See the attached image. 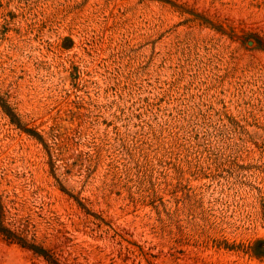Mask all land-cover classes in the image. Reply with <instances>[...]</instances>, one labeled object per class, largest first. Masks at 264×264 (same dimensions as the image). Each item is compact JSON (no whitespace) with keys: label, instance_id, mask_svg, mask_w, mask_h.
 <instances>
[{"label":"rangeland","instance_id":"374dc122","mask_svg":"<svg viewBox=\"0 0 264 264\" xmlns=\"http://www.w3.org/2000/svg\"><path fill=\"white\" fill-rule=\"evenodd\" d=\"M0 264H264V0H0Z\"/></svg>","mask_w":264,"mask_h":264}]
</instances>
